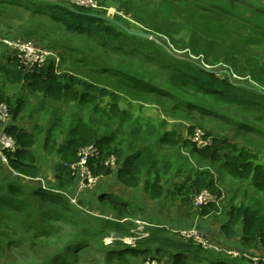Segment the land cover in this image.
Instances as JSON below:
<instances>
[{
	"label": "trees",
	"instance_id": "trees-1",
	"mask_svg": "<svg viewBox=\"0 0 264 264\" xmlns=\"http://www.w3.org/2000/svg\"><path fill=\"white\" fill-rule=\"evenodd\" d=\"M118 1H121L118 8L136 21L146 20L141 14L149 10L152 19L149 22L146 20L147 28L164 36L171 44H175V40L187 32L184 55L174 52L166 42L149 38L148 33L130 30L125 17L119 15L116 20L110 19L97 13L96 8L78 6L70 0H0V14L6 13L8 6L23 7L32 14L39 13L64 24L75 34L98 38L105 50L123 57L117 63L101 60L100 75L108 74L116 82L114 85L162 100L165 104L163 110L168 114L180 112L188 117L192 114L205 117V114L214 113L216 115L212 116L229 125L236 122L237 135L242 131L264 134L263 5L256 4L254 0H156L149 9L144 6L148 0ZM134 57H138L137 61H133ZM144 64H155L159 70H163L162 75H156L149 65ZM6 84H26L32 94L42 95L41 103L45 100L55 103L72 101L78 106L90 105L91 109L88 120L76 116L67 126L59 121L45 126L34 124L30 132L15 124L6 127L17 147L14 151L5 152L9 169L0 170V218L6 216L16 226L28 230L35 228V233L41 234L45 232L44 222L49 215L64 213L78 227L89 225L93 230L91 225L96 223L99 230L93 232L102 233L104 228L113 226V229L126 235L133 223L124 219H142L141 206L118 197H106L112 219L97 215L90 219L87 212L67 198L69 189L77 187L71 165L78 162L80 149L89 144L100 150V157L89 161L93 175L109 178L114 173L120 184L132 189L142 184L152 201L166 196V184L172 177L173 165L171 162L160 164L164 162H159L157 158L158 148L180 145L190 147L200 162L207 165L222 163L228 176L234 180L250 181L254 190L264 196V158L257 151L247 145L239 146L228 137L218 136L212 138L211 144L197 148L178 131L164 127V120L150 121L135 115L121 106L123 98L115 90L60 71L54 60L25 70L15 55L3 53L0 56V102L7 103L8 107L13 106L9 108L12 122L25 103L20 104L19 98L15 100L5 95ZM105 97L108 99L105 100ZM233 105H236V111L251 116L253 122L229 117L222 108L234 109ZM94 116L97 118L94 119ZM98 123L103 126L101 135H98ZM124 124H128L129 130L114 129ZM188 130L193 132V125H188ZM37 145L45 155L58 158L55 164V193L54 189L49 191L26 181V178L36 179L41 173L33 151ZM110 155L116 156L115 168L103 163ZM10 170L17 175L13 176ZM204 188L212 189V180H207L206 173L192 175L189 172L187 177L170 187L167 199L178 201L190 214L193 212L194 195ZM258 203L246 207L231 205L222 212L226 219L221 224V234L227 239H235L241 229L238 238L246 251L264 248V212L256 207ZM216 212H219L217 205L206 204L198 215L207 216ZM151 232L160 235L169 231L154 226ZM89 240L76 234L62 252L76 251ZM176 240L161 237V246L173 245L175 251L170 253L156 246L153 252H157L159 258L168 255L171 264H187L190 250L185 247L188 244ZM115 244L106 250L105 255L108 259H117V264H128V257L146 258L151 252L146 247H127L119 241H115ZM59 256L60 251L54 252L47 264L70 261L62 253L63 260L59 263ZM217 259L214 256L215 262ZM256 264L264 263L259 260Z\"/></svg>",
	"mask_w": 264,
	"mask_h": 264
},
{
	"label": "rangeland",
	"instance_id": "rangeland-1",
	"mask_svg": "<svg viewBox=\"0 0 264 264\" xmlns=\"http://www.w3.org/2000/svg\"><path fill=\"white\" fill-rule=\"evenodd\" d=\"M153 1L156 0L145 1L144 6L151 9V6L154 5ZM97 2V13L114 20L119 15L125 17L128 19L127 26H129L130 30L142 34L148 33L147 36L149 38L155 39L160 43L166 42L174 52L184 55L187 32L185 36L175 40L176 45L171 44L164 36L154 33L153 30L147 28L146 20L149 22L152 19L149 10L141 14L146 20L136 21L123 13L121 8H118L121 1L97 0ZM254 2L264 6V0H254ZM3 37L27 38L37 42L48 49L49 55L47 61L54 60L60 71L75 74L85 80L92 81V83L108 86L123 98L121 100L122 107L132 111L135 115H141L146 120L156 122L164 120L166 123L164 127L178 131L182 136L191 141L202 133L207 136L209 135L207 139L209 142L215 136L228 137L239 146H249L250 149L257 151L264 158V134L242 131L237 135L235 132L236 122L229 125L226 121L212 116L216 114L211 112H207L211 113V115L205 114V117H200L197 114H192V116L188 117L180 112L168 114L163 110L165 104L162 100L156 99L153 95H139L119 85H114L116 82L108 74L103 73L100 75L101 60L117 63L123 57L115 52L105 50L98 38L90 39L86 35L75 34L69 31L62 23H57L39 13L32 14L30 10L17 6H8L6 13L0 14V39ZM3 53L7 56L15 55L13 51L0 42V56ZM132 59L133 61H137L138 57ZM218 65L216 66L220 67ZM149 66L151 71L153 70L156 75H162L163 70H159L155 64H150ZM4 94L9 95L15 100L20 97V104L25 103L22 106V111L19 113L20 115L18 114L14 120L20 126L23 125L22 123H26L29 128L34 124L45 126L54 124L57 121L63 122V125L67 126L76 116H81L84 120H88L90 117V105L78 106L72 101L55 103L48 100L41 103L42 95H34L24 86L20 88L19 86L12 87L11 85H5ZM107 99L105 97V100ZM100 104L102 105V103ZM235 106L233 105L234 109L228 107H223L222 109L233 119L238 118L237 120L240 121L253 122L251 116L236 111ZM12 107V105H9L10 109ZM93 118L95 119L97 116ZM188 125H193L194 132H189ZM96 126L98 127V135H101L103 126L99 123ZM262 127L264 129V123H262ZM114 129L116 131H127L129 130V126L128 124H124L122 127H115ZM236 130L238 131V129ZM33 151L36 154L37 165L41 168V173L36 179L26 178V181H30L35 187L40 186L42 189H48L49 191H53L54 189L55 193L57 191L55 164L58 162V158L45 155L39 145ZM157 158L159 162L163 161V164H167V162H171L170 164H172L175 161L171 172L177 171L178 178H181L183 174L188 172L192 175L206 173L207 180H212V189H209V191L213 196L217 197L214 202L218 204L217 206L221 212L218 215L216 212L201 218L197 216L198 213L193 209L194 213H192L190 219L183 224H177V227L173 231L160 235H153L151 229L158 225L156 224L158 222L153 220L161 217L158 211L164 210V197L157 202H152L151 206H148L152 209L150 211L155 210V214L150 216L149 221L143 219V215L142 219L126 217L124 221H132L133 223L132 228H130L129 233L126 235H122L117 229H113V226L104 228L102 233L93 232V230H99V225L96 223L91 225L93 230H90L89 225L78 227L75 223L68 220L64 213L49 215L44 222L46 224L43 229L45 232L41 233V235L35 233V228L28 230L21 226H16L5 216L3 219L0 218V264H47V261L52 258L54 252L58 251H60L59 263L63 260L62 253L66 259H70L68 263L62 262L61 264H117V259L112 257L108 259L105 255L107 249L116 246L115 241L124 243L127 247H146L151 250L146 258H143V256L128 257L126 259L128 264H171L168 255L159 258L158 253L153 252L156 246L163 247V249L170 253L171 251H175L173 245L167 246L163 244L161 246V237H171L175 241L178 239L188 244L185 247V249L190 250L188 251L187 264H256L259 260L264 263L263 254L259 255L255 253V249H248L246 251L240 244L238 237L242 233L241 229H238L239 231L235 239H227L223 235H220L219 238H213L212 236H208L202 229L196 227L197 223L202 222H210L213 227H216L217 223L219 224L226 219L222 211L228 209L231 205L254 206L259 201L256 207L260 208L261 212H264V196L262 193L254 190L252 184L249 183L250 181L232 179L227 175L225 168H221L219 163L207 165L204 162H200L190 147L184 148L181 145L177 147L160 146L157 151ZM179 162L184 165L178 166L177 163ZM2 167L9 169L7 164L0 158V168ZM10 172L12 173L11 170ZM12 175L15 176L17 174L12 173ZM114 175L113 173L109 178H104V181H114ZM175 177L172 176L171 180H174ZM103 186L105 185L99 179L98 183L92 187L84 189H79L78 187L70 188L68 192L70 194L66 196L74 205H77L78 200L82 201V205L78 207L83 212H87L90 219H93V215L112 219L109 215L105 214L106 211L111 213L107 196L124 198V200L131 202L132 205L136 204L135 200L141 204L145 202V196H143L145 192L144 190H140V187L130 193L128 191L121 193L111 192L99 197L97 194L98 189ZM60 192L62 191L60 190ZM72 200H75V202ZM90 200H94V202H90ZM165 205L171 212L170 220L174 218L176 219V223L180 222V218L178 217L179 209L174 205L170 206L167 203ZM97 209H100V211ZM76 234H80V237L89 238L90 240L85 245L76 248V251L67 250L62 252L65 248L67 249V247L63 248L66 243L71 241ZM59 248L60 250H57ZM214 256L218 257L217 262L213 260Z\"/></svg>",
	"mask_w": 264,
	"mask_h": 264
},
{
	"label": "built area",
	"instance_id": "built-area-1",
	"mask_svg": "<svg viewBox=\"0 0 264 264\" xmlns=\"http://www.w3.org/2000/svg\"><path fill=\"white\" fill-rule=\"evenodd\" d=\"M70 2L87 8H96L98 6L96 0H70ZM0 42L13 51L25 70L40 67L47 61L49 55L48 49L31 39L3 37L0 39ZM10 116L11 113L8 105L5 102H0V158L6 164L5 152L14 151L17 147L15 139L6 131V127L10 124ZM208 138L209 136L202 133L197 138H194L192 142L197 148H202L211 143V140L210 142L207 140ZM204 140L206 141L204 142ZM99 157L100 150L93 144H89L80 149L78 162L71 165L79 189L92 187L98 183L100 176L92 174L89 161L96 160ZM103 163L105 166L115 168L117 163L116 156L110 155ZM12 173L17 174L15 171H12ZM216 198L211 194L209 188H204L194 195L193 209L198 213L202 206L216 204L214 202ZM72 201L75 202V200Z\"/></svg>",
	"mask_w": 264,
	"mask_h": 264
},
{
	"label": "crops",
	"instance_id": "crops-1",
	"mask_svg": "<svg viewBox=\"0 0 264 264\" xmlns=\"http://www.w3.org/2000/svg\"><path fill=\"white\" fill-rule=\"evenodd\" d=\"M6 85H9V84H6ZM12 87H13V85H11ZM24 87H27V85L26 84H24L23 85ZM23 86H19L20 88H23ZM28 88V87H27ZM29 89V88H28ZM23 90V89H22ZM30 91V90H29ZM34 94V93H33ZM34 95H38V96H40V94L39 93H35ZM20 98V97H19ZM20 115V114H19ZM20 123H22V122H20ZM10 124H15V125H17V126H19L21 129H23V130H25V131H31L32 130V128H33V125L29 128V127H27V124L26 123H22L23 125H19V123L17 122V121H10ZM217 163H219V162H217ZM163 164V163H162ZM174 164L175 163H172V165L174 166ZM178 164V166H181V165H184V164H181V163H177ZM220 164V166H221V168L222 167H224L223 166V164L222 163H219ZM3 168V167H2ZM2 168H0V170L2 169ZM189 174V172L188 173H186V174H183V176L181 177V178H178V174H177V171H173V173H172V176L174 177V176H176L175 178H174V180H173V182H170V181H168L167 182V184H166V196L164 195V202H165V204L167 203V204H169L170 206H172V205H174L175 207H177L179 210H178V217L180 218V222H178V223H176V219H174V218H172L171 220H170V214H171V212H170V210L169 209H167V207H166V205L164 204V210H159L158 211V213L161 215V217H159L157 220H153V221H157L158 223H156V224H158L157 226L158 227H160V228H165V229H167L169 232L171 231V230H174L176 227H177V224H183L184 222H186L188 219H190L192 216V213H194V212H192V213H190V214H187L186 213V208L185 207H183L178 201H175V202H171V201H169L168 199H167V197H168V190L170 189V187H172L173 185H174V183H176V182H179V181H181V180H183L185 177H187V175ZM105 179H107V178H105ZM114 179V181L113 180H110L109 182H107V181H104V177H101L100 176V182H103V184L105 185V186H103V187H101L100 189H98V192H97V194H98V196L99 197H102L103 195H106V194H110L111 192H113V193H121V192H126V191H128L129 193L130 192H132L133 190H135V189H137V188H135V189H132V188H127V187H125V186H123L122 184H120L118 181H117V179L114 177L113 178ZM170 180V179H169ZM100 184H102V183H100ZM140 187V190H143V186H142V184H140L139 186H138V188ZM143 196H145V199H144V203H138V201L137 200H135V203L136 204H138L139 206H141L142 208H143V219H145L146 221L148 220H150V216H153L154 214H155V210H153V211H150V210H152V209H150V207H148V206H151L150 204L152 203V202H157V201H152V200H150L149 199V197H148V195L146 194V193H144L143 194ZM124 199V198H123ZM160 200V199H159ZM158 200V201H159ZM90 202H94V200H90ZM135 204V205H136ZM98 210V209H97ZM98 211H100V209L98 210ZM103 211V210H102ZM161 211V212H160ZM191 211H193V209L191 210ZM103 212H105V211H103ZM107 212V211H106ZM105 212V214H107V215H109L110 216V214L112 213H109V212H107L106 213ZM221 212V210L219 209V212H217V215L219 214ZM223 212V211H222ZM145 213V214H144ZM197 216H199V217H201V218H203V217H207V216H209V215H207V216H200V215H198L197 214ZM225 216V215H224ZM223 222H221V223H217V226L216 227H213L212 226V223H210V222H202V223H197L196 224V227H198V228H200V229H202L203 231H205V232H209L210 234H211V236L213 237V238H215V237H218L219 238V236L220 235H222L221 234V232H220V228H221V224H222ZM254 252L255 253H257V254H263L264 255V248L263 247H258V248H256L255 250H254ZM254 253V254H255Z\"/></svg>",
	"mask_w": 264,
	"mask_h": 264
},
{
	"label": "water",
	"instance_id": "water-1",
	"mask_svg": "<svg viewBox=\"0 0 264 264\" xmlns=\"http://www.w3.org/2000/svg\"><path fill=\"white\" fill-rule=\"evenodd\" d=\"M77 205H82V201L78 200L77 201ZM208 236H211V234L209 232H205Z\"/></svg>",
	"mask_w": 264,
	"mask_h": 264
}]
</instances>
